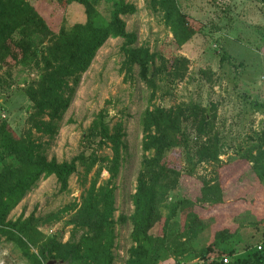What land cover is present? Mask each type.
<instances>
[{
	"label": "rangeland",
	"instance_id": "obj_1",
	"mask_svg": "<svg viewBox=\"0 0 264 264\" xmlns=\"http://www.w3.org/2000/svg\"><path fill=\"white\" fill-rule=\"evenodd\" d=\"M24 1L37 10L48 27V31L28 39L32 49L48 44L52 34L61 28L69 29L86 20L84 5L75 1ZM124 1L137 8L136 13L122 16L126 30L137 35L136 47L147 48L153 55V69L162 71L155 78L156 89L149 86L138 65L129 69L125 64L124 40L109 38L82 74L53 137L32 129L29 122L33 103L25 90L38 80L41 70L32 55L27 53L22 58L18 47L8 43L16 59L8 56L0 61V120L7 123V133L43 144V154L49 161L84 157L77 162V171L69 178L66 191L61 192L55 176L42 178L11 211L9 219L34 215L37 238H56L65 243L73 231L69 221L90 187L94 183L104 186L111 179L116 235L113 264H128L134 245L133 197L144 156L148 155L143 150V113L156 107L181 112L196 105L210 113L211 129L203 134L202 141L215 145L214 157L205 154L206 160L198 162L194 173L188 175L183 147L168 152L167 164L181 175L159 206L162 219L171 220L160 264H198L202 250L223 228L229 230V246L237 253L262 247L264 186L255 172V157L264 149V0H177L180 10L197 28V33L183 45L177 43L153 0ZM112 2L96 0L97 10L107 20L111 18ZM13 38L16 42L20 34L15 33ZM179 62L185 65L181 69L183 78L166 75ZM101 111L111 128L121 125L123 145L117 161L111 143L99 147L97 139H88L90 127ZM182 129L192 140L194 150L199 141L197 129L184 119ZM261 164L264 166V160ZM217 195L221 201L214 203ZM182 198L191 203L172 215ZM66 207L70 210L63 212ZM190 212H196L210 226L193 235L187 227ZM162 227L163 221H157L152 233L161 235ZM31 251L38 254L37 248L31 247ZM0 264L31 262L13 243L2 239Z\"/></svg>",
	"mask_w": 264,
	"mask_h": 264
},
{
	"label": "trees",
	"instance_id": "obj_2",
	"mask_svg": "<svg viewBox=\"0 0 264 264\" xmlns=\"http://www.w3.org/2000/svg\"><path fill=\"white\" fill-rule=\"evenodd\" d=\"M62 1V0H60ZM78 2L85 7L86 20L71 28H61L52 34L48 44L31 48L29 40L35 33L48 31V27L37 10L24 0H0V61L8 56L16 57L9 47L14 43L20 50L22 58L27 53L35 59V65L41 74L34 83L27 86L26 95L33 103V112L29 116L32 129L53 137L59 128L63 115L69 108L73 96L80 84L81 76L91 65L97 51L109 38L124 40L122 50L125 64L129 69L138 65L149 86L156 89L155 78L162 74L153 69V55L144 47H136L137 35L126 30L122 16L136 13L134 4L124 0H113L112 14L105 19L97 10L96 0H67ZM163 12L166 23L173 31L179 45H183L196 33L190 18L180 10L177 0H153ZM15 33L20 38L14 42ZM20 58V59H22ZM16 59V58H15ZM18 59V58H17ZM181 62L175 70H168L166 75L182 79ZM210 113L202 106H188L181 112L156 107L147 109L142 116L144 131V156L142 171L138 178L136 193L133 197L134 212L131 216L133 230L131 234L134 245L130 251L128 264H160L164 246L170 237V217L162 219L159 206L165 201L169 191L178 183L181 172L167 164L168 152L175 147H183L187 162L186 174L192 175L198 162L205 161V154L213 159L215 145L202 141L203 134L211 129ZM191 123L197 129L196 147L188 140L182 129V120ZM7 123L0 120V242L5 239L16 246L28 258L31 264H113L115 243V201L114 187L111 179L106 185L97 187L94 183L81 207L70 219L73 231L67 242L56 238L41 241L36 237L34 215L24 218L9 219L11 211L24 199L26 194L37 187L42 178L55 176L61 192L68 189L69 178L77 171V162L84 159L82 155L70 161L57 162L47 160L43 154V144L29 139L14 137L7 133ZM121 125L113 128L106 121L101 111L93 121L88 139L96 140L99 147L111 143L114 159L121 155ZM257 150L258 148H252ZM252 155V152H251ZM264 149L255 157V172L259 182L264 186ZM221 167V166H220ZM111 177L115 176L110 169ZM209 189L207 190V192ZM217 195L214 203L220 202ZM191 202L179 199L172 210L176 215L178 208H185ZM70 207L64 208L68 212ZM163 221L162 234L155 235L152 229L157 221ZM210 226L208 221L196 212L188 215V231L193 235L200 234ZM80 237L77 238L78 233ZM188 236V235H187ZM230 233L222 229L215 233L214 240L200 254L198 264H264V244L260 248L247 249L237 253L229 246ZM38 249V254L31 251ZM229 257V258H227ZM227 259V262L224 260Z\"/></svg>",
	"mask_w": 264,
	"mask_h": 264
},
{
	"label": "water",
	"instance_id": "obj_3",
	"mask_svg": "<svg viewBox=\"0 0 264 264\" xmlns=\"http://www.w3.org/2000/svg\"><path fill=\"white\" fill-rule=\"evenodd\" d=\"M48 264H56L55 260L49 261Z\"/></svg>",
	"mask_w": 264,
	"mask_h": 264
},
{
	"label": "built area",
	"instance_id": "obj_4",
	"mask_svg": "<svg viewBox=\"0 0 264 264\" xmlns=\"http://www.w3.org/2000/svg\"><path fill=\"white\" fill-rule=\"evenodd\" d=\"M224 262H227V259H225Z\"/></svg>",
	"mask_w": 264,
	"mask_h": 264
}]
</instances>
